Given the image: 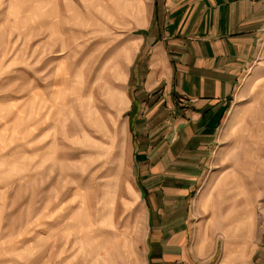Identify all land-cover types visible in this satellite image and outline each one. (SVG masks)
Listing matches in <instances>:
<instances>
[{
    "label": "rangeland",
    "instance_id": "obj_1",
    "mask_svg": "<svg viewBox=\"0 0 264 264\" xmlns=\"http://www.w3.org/2000/svg\"><path fill=\"white\" fill-rule=\"evenodd\" d=\"M188 1L0 0V264H84L98 233L109 264H147L145 243L170 230L164 190L201 153L173 225L208 235L203 253L214 239L215 258L264 227V34L205 151L190 125L170 124L193 103L147 116L137 97L149 44L130 65L133 43L171 33Z\"/></svg>",
    "mask_w": 264,
    "mask_h": 264
},
{
    "label": "crops",
    "instance_id": "obj_2",
    "mask_svg": "<svg viewBox=\"0 0 264 264\" xmlns=\"http://www.w3.org/2000/svg\"><path fill=\"white\" fill-rule=\"evenodd\" d=\"M188 2L189 5L193 3L192 9L171 12V19L166 23L173 26L171 33L167 30L150 31L148 35L137 37L132 45L134 51L130 65L140 52V45L148 42L149 47L145 45L147 72L143 81L137 83V97H145L141 103L143 112L145 115L150 114L163 104L171 115L181 106L177 104L181 99L193 103L177 112L170 124L175 122L176 127L190 125L191 131H196L194 134L204 139L196 149L205 151L208 139L220 126L235 88L250 67L257 51L256 45L264 34V0ZM166 110L164 108L163 112ZM194 124L196 127H192ZM202 155L204 154H199L195 161L180 163L179 187L165 188L164 213L168 215L166 221L169 223L163 226L160 223L158 226L170 230L164 233L166 238L155 233L151 238V245L145 243V256L142 259L147 264H264V227L253 234L254 239L250 236L245 238L248 240L242 250L240 247L239 250L232 248L215 258L214 239L206 244H211V249L203 253V239L208 235L204 237L203 231L198 236L191 235L187 231L189 228L186 221L173 225L172 215L182 214V209H185L183 199L187 192L182 188H189L190 191L193 189L195 172L199 168L197 162H204ZM165 163L166 159H163L154 172L160 174L165 171ZM152 198L151 203L154 205L155 199L160 196L153 194ZM252 205L250 196L245 197L243 206L250 209ZM246 220L249 221V216ZM93 236L99 240L84 264H88L90 260V264H109L112 258L109 260L108 255H105L108 248L107 235L98 233ZM161 240H165V248L162 247ZM113 242L118 243L115 245V254L118 255V249L122 250V237L119 235L111 239V243ZM133 250L131 245V255L135 251ZM114 260V264H122L120 259Z\"/></svg>",
    "mask_w": 264,
    "mask_h": 264
}]
</instances>
